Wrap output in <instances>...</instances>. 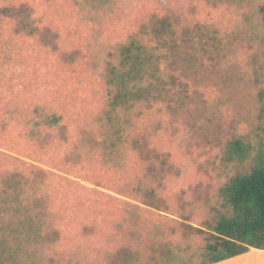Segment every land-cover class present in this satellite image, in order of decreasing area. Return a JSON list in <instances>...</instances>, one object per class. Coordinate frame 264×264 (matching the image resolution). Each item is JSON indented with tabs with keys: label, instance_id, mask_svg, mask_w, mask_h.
<instances>
[{
	"label": "rangeland",
	"instance_id": "rangeland-1",
	"mask_svg": "<svg viewBox=\"0 0 264 264\" xmlns=\"http://www.w3.org/2000/svg\"><path fill=\"white\" fill-rule=\"evenodd\" d=\"M263 3L0 0V264L208 262L232 215L219 188L264 159ZM164 16L174 43L188 29L209 50L154 37ZM132 41L158 57L157 77L128 89L156 97L112 108ZM235 138L243 161L226 160Z\"/></svg>",
	"mask_w": 264,
	"mask_h": 264
},
{
	"label": "trees",
	"instance_id": "trees-1",
	"mask_svg": "<svg viewBox=\"0 0 264 264\" xmlns=\"http://www.w3.org/2000/svg\"><path fill=\"white\" fill-rule=\"evenodd\" d=\"M8 8H3L1 11L6 12ZM259 12L264 20V3L259 7ZM148 27L154 37L158 39L170 38L173 42L169 47L175 49H199L202 52H207L209 48L208 42H199V47L190 46L191 34L188 29L182 33L184 43H174V30L169 17H154L149 22ZM196 35L199 39L202 38V32L197 27ZM213 38H209L212 40ZM264 43V38H263ZM212 46L213 44L210 43ZM217 47V46H215ZM135 48L137 52H132ZM140 46H136L134 42H130L129 46L122 47V61L120 72H112L110 81L119 87V91L113 96L110 101L112 108L124 106L128 103L129 98L135 100H148L150 97H156L151 91L154 90L152 84L140 86L138 91L132 92L128 89V83L131 81H142L145 75L156 79L155 70L157 67V56H153L146 50H140ZM188 51L183 52L178 62L184 67L193 65L192 54ZM150 65H153L150 67ZM148 67V68H147ZM150 68V70H149ZM158 81V80H157ZM121 89V90H120ZM157 90V89H156ZM57 117H52V121L56 122ZM143 158L145 160H161L165 164V160L159 158L157 152L146 150L140 147ZM249 153V145L241 138L231 140L226 149V160L231 161L237 159L243 161ZM161 169V168H160ZM163 169V168H162ZM219 195L230 206L232 215L220 217L213 226L215 240L207 244L206 252L210 259L203 264L219 262L236 255L246 252L250 247L264 248V159L262 156H257L255 163L246 173L235 175L224 186L219 188Z\"/></svg>",
	"mask_w": 264,
	"mask_h": 264
},
{
	"label": "crops",
	"instance_id": "crops-1",
	"mask_svg": "<svg viewBox=\"0 0 264 264\" xmlns=\"http://www.w3.org/2000/svg\"><path fill=\"white\" fill-rule=\"evenodd\" d=\"M210 264H264V248L250 247L242 254Z\"/></svg>",
	"mask_w": 264,
	"mask_h": 264
}]
</instances>
